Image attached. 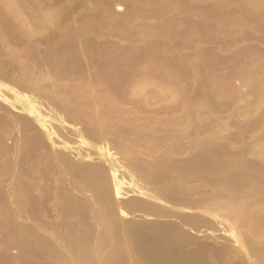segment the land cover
<instances>
[{
  "label": "rangeland",
  "instance_id": "1",
  "mask_svg": "<svg viewBox=\"0 0 264 264\" xmlns=\"http://www.w3.org/2000/svg\"><path fill=\"white\" fill-rule=\"evenodd\" d=\"M118 71L119 76H114ZM263 91L264 17L251 13L241 0H0V264H68L41 258L37 251L23 248L20 216L24 210L20 203L24 198L20 191L28 186L34 220L58 236L69 235L73 226H78L84 236L92 232V219L64 212L61 176L45 136L49 121L36 120L33 111L25 110L29 96L52 102L70 115L65 118L78 113L80 119L74 125L80 124L85 130L99 133L93 118L101 117L104 129L99 153L95 155L90 149L94 153L87 160L116 164L117 170L109 167L105 174L111 198L122 203L137 195L129 172H123L127 160L147 172L171 153L172 160L184 164L195 160L205 170L222 164L233 171L242 166L249 175L264 173ZM30 103L27 109L39 107L50 116L46 103L42 107ZM26 117L31 120L27 132ZM25 135L47 145L30 147V154L38 161L30 160L29 167L18 154ZM82 145L78 149L86 143ZM13 152L20 155L14 167L5 159ZM26 169L28 178L22 176ZM119 169L125 179L120 178ZM134 175L132 180L139 184L142 178ZM202 177L187 180L178 194L179 204L173 206L179 216L189 221L199 217L203 222L195 231L188 223L182 225L187 234L179 238L180 251L187 261L201 264H254L256 258L247 247L250 243L264 248V218L256 224L259 231L240 205L244 198L245 207L254 205L253 209L263 211L264 216V208L260 210L264 192L253 199L248 187L227 190L215 184L217 177ZM143 184L140 181L139 185ZM245 192L249 196L242 195ZM11 193L18 196L14 201ZM158 194L160 199L171 196L166 188ZM234 194L241 200L231 207L240 212L226 207L231 205L228 196ZM118 202L117 207L121 205ZM135 215L125 217L131 224L133 219L135 223L140 219L138 224L152 220L151 215L147 219L141 214L145 220ZM220 217L231 220L230 229L243 235L245 241L233 240ZM122 219L121 227L130 225ZM163 219L158 220L165 222ZM210 221L216 227L204 226ZM94 229L97 234L99 228ZM151 235L148 239L154 238L148 241L157 242L158 234L156 240L155 233ZM124 264L134 261L129 258Z\"/></svg>",
  "mask_w": 264,
  "mask_h": 264
},
{
  "label": "bare ground",
  "instance_id": "2",
  "mask_svg": "<svg viewBox=\"0 0 264 264\" xmlns=\"http://www.w3.org/2000/svg\"><path fill=\"white\" fill-rule=\"evenodd\" d=\"M241 1L243 2V4H245L246 8H248L249 11H251V13L253 12L256 15L258 14L264 17V0H241ZM114 76L116 77L119 76V71L118 73H115ZM246 86H248V84ZM166 88L169 89V86ZM233 88H238V87H234L233 85ZM172 90H174V88ZM177 90L178 89L176 88V91ZM179 90H181V88ZM220 91H218V93ZM260 91H262V88L260 89ZM169 92H172V91H169ZM223 92L224 91H222L221 93ZM235 92L238 93L237 90H235ZM263 92H260V94ZM29 97L30 98H26L27 99V101H25L26 103L21 102L20 104L23 105L25 103L23 105L24 108H26L25 110L33 111L34 114H36L35 115L36 120H46L48 118L47 120L49 121L46 125L47 128L45 130V136L48 140L49 150L54 154V157H55L56 172H58V174H60L61 176L60 182L63 185V189L61 192V198H62L63 209H64L65 214L74 213V214H77L78 216L88 217L93 220V224L92 226H90L91 228L90 231H92L93 233L91 232L90 234H86L84 236V234L81 233L79 228H77L78 226L77 227L73 226L74 228L71 229L69 235L58 236L51 229L49 230L42 223L37 222L36 220L32 218L30 214V209H29V206H30L29 190L30 189L27 184L28 187H26L25 189H22L21 190L22 192L20 191V194H22L24 198L23 203L22 202L20 203L23 206V210H24L22 212V215L20 216L21 217L20 219H22V236H23L22 246H24L23 248H28V249L37 251L38 256L41 258H51L54 260H63V261H66V263L68 264H124L125 261L129 260V258L132 259V261H134V264L135 263L137 264H201L200 262L202 261L200 262L199 261L196 262L195 260L194 262L187 261L185 259L186 256L184 257L179 247V243H180L179 238L181 236H184V234L185 235L187 234L184 232V229L182 228L183 224L185 225V223L186 224L188 223L187 224L189 226L188 228L194 231L196 229L201 228L200 223H202L203 225L202 221H198L199 217L196 219L197 222L195 221V219L194 220L192 219L193 221L192 220L189 221L185 219L183 216H179L176 213V209H174L175 206L179 204L178 194L181 190H183V184H185L187 180L194 181L196 179H200L202 176H205L207 178L217 177L218 179L217 181H215V184H217V186L221 185L225 187L226 189L227 188L229 189L232 187L233 188L234 187H237V188L248 187L249 190L247 191V193H249L250 196L246 192L243 193L242 195L247 194L249 197L252 196L253 199H254V195L258 197V195L261 194V192H264V173L263 172H260L257 170L258 172L255 171L256 173L253 171V173L255 174L249 175L250 172H248V174L245 173V171L243 170H246V169H243L242 166H241L242 168L241 169L240 167H238L239 166L238 165L237 166L239 168L238 169L234 165L235 168L237 169L233 171L231 168H229V170L225 169L223 167L224 165H222L221 163L220 164L222 166L220 165L219 167L217 165L218 167H216L215 165L213 166V168L210 167L211 169L206 168L207 170L206 171L205 167L204 169L201 168L203 166L201 164L199 165H201L200 168L202 170L200 168L198 169L199 165L197 162H195V160L191 161L188 164H186L187 163V160H186V163L184 164V162H177V161L172 160L171 153H168L164 155L159 161L154 163L152 169L147 172L146 171L144 172L141 169L140 171L138 168H136V166L134 165L132 161L130 160L125 161L126 167L122 166L123 172L124 170L129 172V177L131 178L130 179L131 186H135L137 188V190L135 191L137 195L134 194L135 197H132L131 200L129 198V200L127 199V201L125 202H122V203L120 202L121 205L117 204L118 205L117 207L115 203H117L118 201L115 202L116 199L114 201V199L111 198V194L109 192L110 190L108 187L109 182L105 174L106 170L109 167H113V169H116L114 168L116 164L115 163L112 164L108 162V164L105 165V162H102L101 160L99 161L95 160L93 162H90V161L88 162L87 160V158L89 157L88 155L91 154V152L92 154L94 153L93 150L95 151L94 153L95 155H98L99 153L98 142H100L103 138L102 130L104 129V126H103L104 122L102 121L101 117L95 116L93 118V120L98 125L99 129L101 130L99 133L88 130V129L85 130L83 129L84 126L82 127V125H80L79 122L76 125L79 124L80 128H79V125L78 126L74 125V121H76V119H78L79 121L80 119V116L78 115V113L77 114L74 113L75 115L73 114L71 115V117L65 118L70 115L64 114L62 110L58 109L52 102L47 101L45 98L43 99L41 96H36V97L33 96L32 98L31 96ZM20 99H22L21 96H20ZM30 102H34L35 104H38V105L40 104L41 105V106L39 105L40 107H42L43 102L44 104L46 103L48 107L49 106L51 107V108L50 107L48 108L46 106L47 109H50V110H47V112L48 111L50 112V116H48L49 113H46L45 108L43 109L46 114H43L41 112V108L38 107L37 109L36 107L35 108L31 107L32 105ZM29 104L31 105L30 107L33 110L27 109L29 107ZM37 110H38V113H37ZM51 112H54V113H51ZM52 122L58 123V124L53 123L57 125L56 126L57 128L54 127ZM68 128H72V131H70L71 129L69 131L66 130ZM30 129H31V120L26 117L24 119V131L27 132ZM82 129L85 131L82 132L81 131ZM72 136L74 137V139L71 138ZM28 137L29 136L25 135L22 138V141L20 140L23 149H21V146H20V150L18 154L20 153L22 154V157H20L21 158L20 160H22L23 158V163L25 164V166L29 167L30 162H31L30 160L32 161L35 160V162L38 161L37 156H35L36 157L35 158L33 154H30V149L33 146L41 147V146H47V145L46 143H42L39 140L32 141ZM83 142L86 143L84 148L79 147L78 149V145L80 144L82 145ZM74 145L76 146L74 147ZM4 149H2V151ZM90 149H93V150L90 152ZM22 150L23 152H20ZM18 154H16V152L15 153L13 152V154L10 156L6 155L5 159L8 161L10 166L14 167L13 165H15V161H16L15 159L18 158L16 156H20ZM31 155H33L32 159H31ZM33 157L35 159H33ZM85 159L87 160V162H85ZM242 165L245 166V163ZM249 166L250 164L246 165V168ZM225 167L227 168V166ZM253 167L255 166L253 165ZM27 169L24 172L22 171L23 172L22 176L25 175L23 177H26V178L30 176V172H28ZM123 172H122V175H123ZM133 174H136L134 175L136 177L140 175L142 180L137 178L139 179L138 183L140 184V181H142V183L144 184L139 185L137 184L136 179H135L136 181L132 180L135 178V177L132 178ZM126 175H128V173ZM119 176L120 178L123 177V176L121 177L120 169H119ZM201 179H203V177ZM130 182H127V184ZM165 188L170 190L171 196L165 199H160L158 192L159 190L165 189ZM86 193L89 194L88 197ZM12 195L15 196V198L11 196L13 197L12 199L14 201V199H16V197L18 196H16L15 193ZM114 195L115 193L113 192V196ZM119 195H120L119 197H121L122 194H119ZM119 197L117 196V198ZM228 197H229L228 200L231 201V202L229 201L231 205L228 204L226 205V207L229 206L230 209H233V211H235V209L231 206L232 204H234L233 206L235 207L236 202H237L236 204L239 205L240 202L238 201L239 199L241 200V197L238 198V200L235 198L236 197L235 194L231 196L229 195ZM249 197H246V198L249 199ZM88 198L89 200L90 198H92V201L90 200L91 203H89L90 202L89 200L86 203V200ZM155 200H159V202L155 203ZM120 201H122V199ZM243 204H246L244 203V198L240 206L244 207L245 210L244 208H242L241 212L244 214L245 217H247L250 224L251 223L255 224L254 226L256 228L258 225H260L258 223H260L262 221V218H264L262 214L263 211H259V210L257 211V209L254 210L253 209L254 205L251 208L250 206L245 207ZM247 205L248 204H246V206ZM256 207L257 206L255 205V208ZM263 208H264V205L262 208H260V210H262ZM15 209L17 210L18 208L15 207ZM233 211L231 210L230 213H232ZM134 213H137V216L139 215V213H141L145 215V217H148L147 219H149V215H151L150 218L153 221L152 220L149 221L150 220L149 219L148 220L149 224H148L147 220H145L146 218H144V216L140 214L139 216H142V218H144L143 220H145L146 221L145 223L147 224L145 223L138 224L140 223L139 221L140 219L139 220L135 219L137 223L133 222L134 219L132 218V216L130 218H132L133 221L131 219L130 220L132 221L133 224H131V222L128 221L129 218L126 219L125 216L133 215ZM226 213H225V216L227 215ZM230 213H228V215H230ZM118 215L120 216L122 215L126 219V221L130 222V225L125 223L121 227L119 223H122L120 221V219H122V216L120 217ZM117 216L120 217L118 218L119 221L117 219ZM137 216L135 215V218ZM155 216H158L159 217L158 219L161 218V220L163 218H166L165 220L163 219L165 222L158 220L157 217L154 218ZM232 216L233 215H231V218ZM227 217L229 218L230 216H227ZM155 219L158 220L161 224H159V222L156 221ZM220 219L222 218L220 217ZM229 221L232 222L231 220ZM229 221L228 220L224 221L222 219V222L225 223V226H226V227L224 226V228H226L225 231L228 232V234L231 233L233 237L232 239L236 240V242L245 241L244 240L245 238L243 235H241L240 233L239 234L234 233L235 231L230 229ZM150 222L152 223V225ZM154 222L157 224H155ZM220 224L222 225V223ZM256 224L258 225L256 226ZM212 225H213L212 221L208 223L204 222V226H206L207 228H210ZM214 225L216 227V224ZM95 227L99 228L98 229L99 231H97V234L94 231V230H97V229H94ZM262 227H263L262 230L264 231V226ZM256 229H259V227ZM260 230L261 229H259V231ZM152 232L153 234L155 233L154 240H156V236H157L156 234H158L157 238L159 237L158 241L155 243H153L154 241H151V243L150 241H148L150 239L153 240L154 238L153 237V238L148 239V236L150 237L154 236V235H151ZM93 234H96L95 237L93 236ZM221 235H223V233ZM224 236L227 237V234H224ZM132 238L135 240V242ZM139 238H140V241L142 240L141 242L139 241ZM248 244H249L247 247L248 252L249 253L251 252L252 258L253 257L256 258V260L254 259L252 260L253 262L255 261L254 264H264V250H263L264 248L262 249L260 247L261 245L253 246V245H250V243Z\"/></svg>",
  "mask_w": 264,
  "mask_h": 264
}]
</instances>
